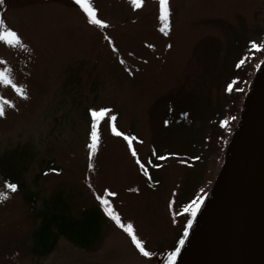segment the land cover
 <instances>
[{
    "label": "rangeland",
    "instance_id": "1",
    "mask_svg": "<svg viewBox=\"0 0 264 264\" xmlns=\"http://www.w3.org/2000/svg\"><path fill=\"white\" fill-rule=\"evenodd\" d=\"M86 3L108 27L91 24L77 0L0 2V32L10 28L21 40H0V70L27 97L0 82V155L31 146L24 177L38 197L33 212L20 190L0 179V193H7L0 200V264H162L193 221L185 206L203 201L217 175L264 56V47H253L264 45V0H169L167 35L160 0ZM100 108L111 111L94 122L90 110ZM220 134L227 135L223 144ZM98 198L133 224L150 256ZM44 202L49 217L77 222L71 234L88 247L61 237L48 256L32 253Z\"/></svg>",
    "mask_w": 264,
    "mask_h": 264
},
{
    "label": "water",
    "instance_id": "2",
    "mask_svg": "<svg viewBox=\"0 0 264 264\" xmlns=\"http://www.w3.org/2000/svg\"><path fill=\"white\" fill-rule=\"evenodd\" d=\"M175 264H264V58Z\"/></svg>",
    "mask_w": 264,
    "mask_h": 264
},
{
    "label": "trees",
    "instance_id": "3",
    "mask_svg": "<svg viewBox=\"0 0 264 264\" xmlns=\"http://www.w3.org/2000/svg\"><path fill=\"white\" fill-rule=\"evenodd\" d=\"M222 108L213 109L212 113L216 112V116L222 113ZM186 113L191 114V110H187ZM219 120V125L224 129L225 133L228 129L224 116H221ZM233 117V116H232ZM231 117V118H232ZM212 120V119H211ZM209 122V126L212 124L215 127L214 120ZM217 129V128H216ZM231 129V127H229ZM218 130V129H217ZM219 140H222V134H220ZM227 136V135H226ZM226 136L222 140V144L226 142ZM207 137L212 138V133L207 132ZM211 144H214L211 142ZM31 146H19L10 150H7L4 154L0 155V179L4 182L15 183L18 185V190L25 196L27 202L30 204L33 212L36 211L37 204V194L33 192L24 177V172L29 168L30 158L32 157ZM48 202H44L43 206L38 209L37 213L40 215V224L34 233V243L31 248L32 253L38 257H46L54 251L58 240L62 238H67L73 242V244L80 246L82 248L88 247L84 243H79L78 237L72 236V230L77 229V222L68 218V216H63L61 214L53 213L52 217L47 215ZM46 211V212H45ZM192 221V217H191ZM86 230V226L83 227ZM180 239H185V234L181 235L175 246L169 251L165 252L162 257V264H169V253L175 250V248L181 246ZM178 255V254H177ZM177 257V256H176ZM176 260V259H175Z\"/></svg>",
    "mask_w": 264,
    "mask_h": 264
},
{
    "label": "snow or ice",
    "instance_id": "4",
    "mask_svg": "<svg viewBox=\"0 0 264 264\" xmlns=\"http://www.w3.org/2000/svg\"><path fill=\"white\" fill-rule=\"evenodd\" d=\"M0 2H2V0H0ZM132 3L134 5H136L137 7H140L142 4V0H132ZM77 4L81 5L83 10L87 13L88 17L90 18L91 24L99 25V26L105 27V28L108 27V25L105 21L97 18L96 9H94L91 5L86 3V0H77ZM160 9H161L160 18L164 21V26L161 28V31L164 32L165 35H167V29L169 28V17H170L169 0H160ZM3 24H4V21L0 20V25H3ZM0 40L6 41L10 45L21 43V40H20V37L18 36V34L10 28L0 32ZM168 47L170 48L171 45H168ZM253 47L257 48L259 50V48L264 47V45H258L255 42H253ZM0 82H3L5 85H10L13 89H15V91L21 97L27 98L26 94L23 90V86L15 84L13 82V80L11 79V77L4 70H0ZM0 99H2V98H0ZM7 103L9 104V106H12L11 102H7ZM110 111L111 110L108 108L91 109L90 114H91L92 120L94 122H99L102 119H105L108 116V113ZM4 114H5L4 107L2 104H0V116H3ZM115 119H116L115 116L111 117L112 121H115ZM112 131L115 135L122 136L126 141H128L129 144H131L132 140L134 139L133 137L125 135L123 132L117 131L114 124L112 125ZM90 139H91V143H90L89 147H90L92 152H95V150L97 148V143L99 140V133H98V130L96 127V123H93L92 130L90 133ZM132 155L136 156L135 150L132 151ZM158 158L160 160L166 159V157H164V156H160ZM137 163H140L139 160H137ZM141 167H143V165H141ZM6 187L12 191H16L18 188V185L15 183H8L6 185ZM110 195L115 196L117 194L115 192H111ZM3 199H7V193H0V200H3ZM98 199H100L101 203L105 206L104 207L105 213L112 220H114L115 223L131 237V241L136 246V248L139 250V252L142 253L145 257L150 256L152 253L145 250L143 241L138 239V237L134 231L133 224L132 223H127V224L122 223L120 216L110 206L108 199H105V198H98ZM201 203H202V197L198 198L196 200H193L191 203H189L188 205L185 206L184 211L185 212H191L192 216L195 217L196 213L199 211ZM191 223H192V221L189 220L188 221L189 227H191ZM187 231H188V229L185 228L184 229L185 236L187 235ZM179 243H180V245H183L184 239H180ZM179 252H180V248L177 247V248H175L174 251L169 253V264H175V259H176V256Z\"/></svg>",
    "mask_w": 264,
    "mask_h": 264
}]
</instances>
